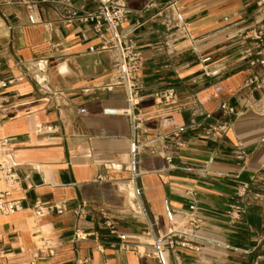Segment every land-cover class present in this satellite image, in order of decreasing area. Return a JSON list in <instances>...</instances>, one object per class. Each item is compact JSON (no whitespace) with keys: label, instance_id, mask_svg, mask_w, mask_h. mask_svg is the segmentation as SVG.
<instances>
[{"label":"crops","instance_id":"obj_1","mask_svg":"<svg viewBox=\"0 0 264 264\" xmlns=\"http://www.w3.org/2000/svg\"><path fill=\"white\" fill-rule=\"evenodd\" d=\"M167 1L127 0L120 27L141 51L143 146L131 166V126L118 113L124 90L98 87L118 52L101 50L92 24L81 20L80 7L95 3L0 0V98L7 100L0 137L13 147L21 180L12 196L22 198L21 210L0 215V264H159L139 254L150 249L149 224L164 234L168 212H184L191 202L204 210L202 243L198 252L177 249L179 264H264V70L241 59L248 43L239 37L256 22V0H178L186 36ZM167 87L175 99L161 103L154 93ZM252 99L260 106L232 117L222 134L190 128L222 121V102L241 108ZM37 124L45 130L37 133ZM176 130L180 148L160 138ZM244 183L251 185L247 212L230 224L223 212ZM36 200L66 210L35 218ZM104 216L126 239L109 232ZM76 227L88 236L73 243ZM40 235L55 254L33 263ZM165 262L177 264L174 253L166 252Z\"/></svg>","mask_w":264,"mask_h":264},{"label":"built area","instance_id":"obj_2","mask_svg":"<svg viewBox=\"0 0 264 264\" xmlns=\"http://www.w3.org/2000/svg\"><path fill=\"white\" fill-rule=\"evenodd\" d=\"M90 1L95 3V8L93 10H85L84 6H81L80 10L83 12L81 20L92 24V30L100 39L101 50L113 48L118 52L107 82L98 87L103 91H111L115 87H121L124 90L126 107L118 110V113L125 114L130 122L131 141L129 156L131 166H134L143 146L138 140L143 120L139 116L137 109L143 91L142 81L138 73L141 64V51L136 41L129 35V32L120 31L121 24L127 14V0ZM177 1L168 0L166 7L175 15L174 20L180 33L186 36L188 32L187 24L181 16ZM255 15V24L243 36L239 35L243 42L248 43L247 47L241 52V59H249L251 65L259 64L264 70V0H256ZM253 82H255V78L248 80L245 86L251 87ZM3 87L4 81L0 78V91ZM88 90L86 89V91ZM154 95L161 103H171L174 101L176 93L174 88L167 87L157 90ZM259 101V99H252L251 103H245L241 108H237L228 102H222L220 105L224 116L222 121L207 125L200 122H192L190 128L203 129L204 135L208 137L222 134L229 128L232 117L237 118L243 115L246 109H257L260 106ZM6 102L5 98H0V109ZM259 112L261 111L259 110ZM1 126L2 121L0 120V130ZM47 129L54 130L56 128L50 127ZM43 130L45 128L42 125H36L37 133H41ZM181 135V130H176L170 134L161 135L160 138L163 141L174 140V144L180 148L184 144ZM171 160V157L167 158L169 168L175 169V165L172 164ZM188 169L192 170L193 168L188 167ZM20 180L21 177L14 160L13 147L6 138L0 137V215L11 214L22 209V198L12 196V192L19 186ZM250 192L251 185L249 183L241 184L237 188V199L229 203L223 212L230 224L242 221L247 212V196ZM30 210L35 218H42L52 212L62 214L66 207L63 204L36 200L30 206ZM102 214L104 215V213ZM104 218V226L109 229L111 234H115L121 240L126 239L124 233L118 232L116 223L111 218L107 216H104ZM168 219L170 227L164 234H161L158 230L155 231L153 224H149L146 233L150 237V241L146 242V245L150 249L139 251V254L152 256L157 259L159 264H166L165 253L171 251L175 255L177 264H179L181 260L176 253L177 249L183 248L196 252L200 250L202 238L199 231L204 224V210L195 202H191L184 212L169 211ZM87 236L86 232L76 227L71 236V242L75 243L85 239ZM39 241L40 244L32 252L33 263L42 257H49L55 254L56 247L50 244V239L40 235ZM86 263L87 259L78 262V264ZM252 264H259V262L255 261Z\"/></svg>","mask_w":264,"mask_h":264}]
</instances>
